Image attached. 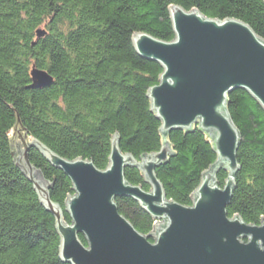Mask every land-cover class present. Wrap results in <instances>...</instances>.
<instances>
[{
    "label": "trees",
    "instance_id": "16d2710c",
    "mask_svg": "<svg viewBox=\"0 0 264 264\" xmlns=\"http://www.w3.org/2000/svg\"><path fill=\"white\" fill-rule=\"evenodd\" d=\"M197 9L213 19H237L264 39V0H0V264H70L61 258V235L55 216L44 206L17 164L19 134L62 157L109 166L112 140L137 160L169 144L172 155L157 176L168 199L185 206L203 175L218 160L208 132L163 133L152 110L151 87L160 83L162 66L142 57L133 43L136 33L163 41L175 39L170 8ZM39 30L45 34L38 35ZM34 67L54 78L50 87L32 89ZM227 109L240 132L239 171L230 218L248 224L264 221V109L238 89L229 94ZM32 166L50 182V195L64 210L74 194L64 171L53 166L36 146L28 152ZM126 179L150 190L138 166ZM229 172L217 174L220 187ZM119 211L144 234L156 219L134 198L116 199ZM84 244L85 236L80 234Z\"/></svg>",
    "mask_w": 264,
    "mask_h": 264
},
{
    "label": "water",
    "instance_id": "95a60500",
    "mask_svg": "<svg viewBox=\"0 0 264 264\" xmlns=\"http://www.w3.org/2000/svg\"><path fill=\"white\" fill-rule=\"evenodd\" d=\"M170 12L174 40L163 41L147 33L133 36L137 52L163 68L160 83L149 90L152 110L165 134L179 128L192 130L196 125L208 132L218 160L204 173L192 205L185 206L168 199L156 173L172 155L169 144L139 161L123 153L120 137L115 135L109 166L102 170L93 161L62 157L30 141L27 134H19L16 162L55 216L61 258L70 264H264V221L248 224L239 216L230 218L227 210L240 169L241 138L227 109L229 94L244 89L264 109V39L237 19H213L179 5ZM44 34L38 31L39 36ZM31 75L32 89L54 83L44 69L34 67ZM30 146H36L72 181L74 194L65 210L71 223L64 221L62 206L52 200L50 182L32 166ZM130 166L139 167L150 190L127 181L125 171ZM220 170L229 172L224 187L218 184ZM119 197L134 198L156 219L151 233L140 232L120 213Z\"/></svg>",
    "mask_w": 264,
    "mask_h": 264
}]
</instances>
